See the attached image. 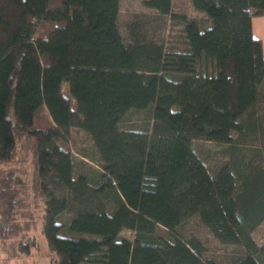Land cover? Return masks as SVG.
<instances>
[{"label": "trees", "instance_id": "trees-1", "mask_svg": "<svg viewBox=\"0 0 264 264\" xmlns=\"http://www.w3.org/2000/svg\"><path fill=\"white\" fill-rule=\"evenodd\" d=\"M191 1L209 26L173 13V0L146 1L182 22L185 45L171 49L149 35L146 16L124 35L121 0H0L2 243L31 254L41 220L50 264H264L253 236L264 221V160L241 152L264 151V43L252 21L264 0ZM137 109L149 110L150 128L122 126ZM74 127L96 150H78L84 170ZM194 140L233 151L213 171ZM195 215L243 251L207 257L199 237L179 231Z\"/></svg>", "mask_w": 264, "mask_h": 264}, {"label": "rangeland", "instance_id": "rangeland-1", "mask_svg": "<svg viewBox=\"0 0 264 264\" xmlns=\"http://www.w3.org/2000/svg\"><path fill=\"white\" fill-rule=\"evenodd\" d=\"M147 0H121L120 2V26L121 31L126 35L125 23L133 17H143L148 21V33L152 37L164 40L166 46L171 49H180L186 42L183 32V24L179 18L173 19L169 16H159L158 12L146 5ZM173 13L178 15L186 14L191 18H196L200 21L203 27L210 25L208 16L197 10L191 0H173ZM148 15V16H147ZM254 34L260 37L264 43V13L255 15L252 19ZM66 94H69L67 82L63 85ZM73 104L75 102L73 100ZM149 110H132L124 118L122 126L125 128H150L152 118ZM48 119V112L46 109H41L37 116L38 123H44ZM193 146L199 156L207 163L213 171L222 167L230 158L233 148L230 144L219 143L206 140H194ZM70 147L74 151L76 167L78 170L86 169V158L78 152L89 151L93 155L96 150L93 146V140L88 131L74 127L72 129V139ZM255 147V148H254ZM257 146L249 145L241 148L242 154L248 158L256 155L258 158L262 157L264 160V151L262 155H257ZM241 154V155H242ZM89 160V159H88ZM69 215H64L63 219L68 220ZM163 231V230H162ZM181 236L185 239L197 236L201 239L207 257L213 258L216 261L225 262L237 253H241L243 248L239 245L225 244L221 242L208 228V226L201 220L198 215L189 218L180 227ZM32 234L37 238L39 246L34 248L31 254H20L15 250L11 242L0 241V264H50L53 252L51 251L48 240L42 230V222L39 221ZM121 235L134 238V231L125 228ZM253 236L259 245H264V221L257 226L253 232Z\"/></svg>", "mask_w": 264, "mask_h": 264}]
</instances>
